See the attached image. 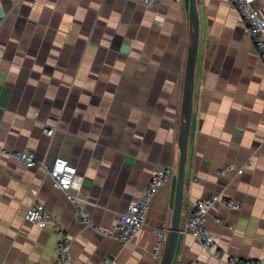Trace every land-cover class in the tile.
Segmentation results:
<instances>
[{"label":"crops","instance_id":"crops-1","mask_svg":"<svg viewBox=\"0 0 264 264\" xmlns=\"http://www.w3.org/2000/svg\"><path fill=\"white\" fill-rule=\"evenodd\" d=\"M196 1L193 113L172 264H228L231 256L264 263V62L229 0ZM253 6L264 15V0ZM188 41V0H0V264H52L62 235L70 239L66 264H159L157 230L168 232L174 207ZM22 150L38 161L68 160L92 223L40 164L18 161ZM168 164L172 178L142 229L127 243L109 234ZM228 164L243 172L221 174ZM213 192L240 207L210 209L215 245L205 249L184 229L194 201ZM38 202L56 219L28 221Z\"/></svg>","mask_w":264,"mask_h":264},{"label":"built area","instance_id":"built-area-1","mask_svg":"<svg viewBox=\"0 0 264 264\" xmlns=\"http://www.w3.org/2000/svg\"><path fill=\"white\" fill-rule=\"evenodd\" d=\"M144 6H152L159 0H134ZM182 1V0H173ZM238 10L242 17L249 35L251 36L257 54L264 62V15L253 6L255 0H229ZM44 132L51 134L52 127H45ZM18 161L25 166L40 164L50 177L53 187L64 192L68 201L76 205V211L82 221L92 223L91 216L87 210L79 205V197L73 191V180L75 170L70 166L68 160L62 156H56L52 161H38L36 153L31 150L16 151L14 153ZM230 169H235L238 174L243 172V167H235L228 164L220 170L221 174ZM173 175L172 167L168 165L158 168L150 177L140 198L130 202L125 210L119 214L113 231L109 234L117 237L121 242L127 243L142 229L145 224L147 212L150 203L157 191L167 184ZM218 202L231 208H239L240 202L236 199L222 197L219 193H209L197 198L187 216L184 231L199 239L205 249H211L215 245V237L208 226V214L210 209ZM25 217L28 221L44 226L48 221L55 220L49 209L43 203H35L26 210ZM222 223L221 218L215 219ZM106 233V232H105ZM158 240L155 245V254H162L167 232L164 228L157 230ZM55 260L52 264H66L70 261V239L66 236H60L54 247ZM217 257L219 254L215 250L212 254ZM228 264H264L260 259H242L237 256H231L227 259ZM175 264H190L187 261L179 259ZM222 264V263H219Z\"/></svg>","mask_w":264,"mask_h":264},{"label":"water","instance_id":"water-1","mask_svg":"<svg viewBox=\"0 0 264 264\" xmlns=\"http://www.w3.org/2000/svg\"><path fill=\"white\" fill-rule=\"evenodd\" d=\"M189 2V41L184 74L181 119L178 131L179 158L176 173L174 207L170 228L167 232L159 264H172L175 257L181 225L182 202L185 181V168L188 154V142L193 113V95L195 67L197 62L200 22L196 0Z\"/></svg>","mask_w":264,"mask_h":264}]
</instances>
